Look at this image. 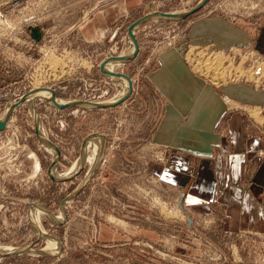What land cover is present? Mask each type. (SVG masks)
Segmentation results:
<instances>
[{"label": "rangeland", "instance_id": "1", "mask_svg": "<svg viewBox=\"0 0 264 264\" xmlns=\"http://www.w3.org/2000/svg\"><path fill=\"white\" fill-rule=\"evenodd\" d=\"M121 1L0 0V120L38 88L53 90L62 101L115 97L118 87L99 65L122 54L129 25L148 13L188 11L201 0H127L124 11ZM212 17L253 35L264 24V0H208L183 19L152 18L133 28L138 54L114 69L130 78L132 91L114 107L57 109L36 98L33 109L27 99L14 108L0 131V247L16 251L0 253V264H264V231L227 230L217 206L211 214L196 213L180 200L184 189L166 186L154 168L165 160L164 149L152 142L165 99L147 75L162 53L177 51L193 74L213 86L247 83L264 90V52L252 40L226 46L191 41L195 22ZM35 26L38 42L30 32ZM219 51L226 78L209 80L200 72L202 55ZM226 107L244 109L252 121L245 106ZM260 117L254 120L262 123ZM40 128L58 156L42 142ZM91 135L101 136L105 148L90 173L88 152L74 173L58 177L72 169ZM33 205L59 249L37 231ZM42 208L54 217L62 208L64 216L52 220Z\"/></svg>", "mask_w": 264, "mask_h": 264}, {"label": "crops", "instance_id": "2", "mask_svg": "<svg viewBox=\"0 0 264 264\" xmlns=\"http://www.w3.org/2000/svg\"><path fill=\"white\" fill-rule=\"evenodd\" d=\"M126 1L119 3L122 11ZM190 31L194 43L252 40L264 52V24L251 35L212 17L196 21ZM156 64L147 78L165 99L152 138L165 153L164 162L154 166L157 176L174 191L184 189L178 191L180 200L196 213L221 209L227 230L264 231V120L250 121L244 109L229 111L222 98L230 97L249 113L248 108H259L264 118V90L247 83L213 86L193 74L175 50L162 53Z\"/></svg>", "mask_w": 264, "mask_h": 264}, {"label": "bare ground", "instance_id": "3", "mask_svg": "<svg viewBox=\"0 0 264 264\" xmlns=\"http://www.w3.org/2000/svg\"><path fill=\"white\" fill-rule=\"evenodd\" d=\"M184 12H186V11L174 12V14H177L178 15V14H182ZM153 18L155 20H179L178 18H172V17L170 18V17H163V16H155ZM7 24H8V22H7ZM132 32H133V30H132ZM127 41H128V44H127L126 48L124 49V51L122 52V54L119 55V57H121L123 59L130 57L133 54V52L135 51V47H134L133 41H132V39H131V37L129 35H127ZM206 47H208V46H206ZM206 47H204L205 48L204 50H207ZM204 50H202V51H204ZM200 54H202V53L200 52ZM207 55H208V53H204L202 55L203 58L206 59V61L203 60L201 62V60H200V62H201L200 72H202L205 76H207L208 78H210L209 80H214V81H220V80H222L223 81L226 78L225 77L226 76V72H225V69L223 68V66L221 64V62H222L221 61V58H218L219 56L223 55V53L221 51H219V53L217 52V53H213V55L212 54H210L208 56ZM211 55L213 56V58L210 57ZM198 56H199V54H198ZM125 63H126L125 60L116 59V58L115 59L114 58L113 59H110V60H108V61H106L104 63V71H105V74L104 73L103 74L105 76H107V78L109 77L112 80V82H114L117 85V87H118V93H117V95H115V97L110 98L109 100H106V102H104L103 104L114 103V102L118 101L119 99H121L122 97L126 96L127 93L129 92L128 81L123 76H116V75L113 74V73H115L114 72V69L117 66L123 65ZM206 63H209V64L207 65ZM196 67H198V66H196ZM194 69H195V67H194ZM195 72H197V70ZM238 72H239V74L242 73V71H238ZM252 74L251 73H248L247 75H248V77L251 78V77L254 76V72ZM36 98H42L43 100H45V102H47L50 105H54V103L55 104H63V103L74 102V101H62V100L57 99V98L54 99V97L52 96V93L48 89H46V88H38V89L34 90L33 92L29 93L26 96V98H25V99H27L29 101L32 109H33V103H34L33 101ZM223 101H224V103H226V97L223 98ZM231 102H233V101L232 100H229V102L226 104V106H228V107H232V106L237 107L238 104L231 103ZM85 106L92 107V106H89L87 104H85ZM248 109H250V113L252 114V116L250 115L251 117L256 118L257 120H260L261 119L260 118V114H259V108H248ZM40 137L43 139L42 142L44 143V145L50 151H52V153H55V148L51 144H49L47 142V140L44 138V134L41 131V128H40ZM104 148H105L104 147V141H103V138L101 136L98 137V136H95V135H91V136L87 137V139L85 140V143L83 145L82 156L79 159H77L75 162H73L72 169L69 168L65 173H63V175H59L58 177H62V178L68 177L69 175H71L72 173H74L80 167V165L82 164V162L84 161V159L88 156L87 155L88 152H90V155L89 156H91L90 157L91 166H90V170L87 172V174L90 173V171L93 169L94 165L97 163V161L100 160L101 156L103 155ZM37 167H38V165L36 163V168ZM51 174H53L52 176H54L55 175V172L53 171V173H51ZM30 211H31L32 219L34 220V222L36 223V226H38V228H36L35 226H33V227H35L37 229V231L40 232L41 235L42 234L44 235V237L46 239L45 242L47 241V243H48L47 246L48 245L51 246L50 248H53V250L59 249V246H60L59 242L55 238H53L52 236H49L48 234H46L45 233V230L43 231V229H42L43 227L42 228L40 227V224H39V221L40 220H38V218H39L38 217V211H39L38 210V207H36L35 205H33V207H31V210ZM42 212L45 215H47V217H50L52 220H55V221L56 220H58V221L61 220L63 218V216H64L63 211H62V208L60 210V214L57 217L52 216L45 209H43ZM31 222H32V220H31ZM34 222H32L33 225H34ZM11 251H16V249L15 248H6V246L5 247H0V253H2V254L3 253H7V252H11ZM51 251H50V253H51ZM56 253H58V252H56Z\"/></svg>", "mask_w": 264, "mask_h": 264}, {"label": "water", "instance_id": "4", "mask_svg": "<svg viewBox=\"0 0 264 264\" xmlns=\"http://www.w3.org/2000/svg\"><path fill=\"white\" fill-rule=\"evenodd\" d=\"M208 0H201L195 7H193L192 9L182 13V14H174V13H166V12H153V13H148V14H145L144 16H142L141 18H139L138 20H136L135 22H133L131 25H129V27L127 28V34L131 37L132 41H133V44H134V47H135V51L133 52V54L128 57V58H121L118 56H111L107 59H105L103 62L100 63L99 65V68H100V71L103 73L104 72V63L105 61L107 60H110V59H121V60H125L126 62L128 61H131L133 59H135V57L137 56L138 54V51H139V44L135 38V34L132 32L133 28L137 27L138 25H140L141 23H143L144 21L148 20V19H152L153 17L155 16H163V17H172V18H178V19H183L189 15H191L192 13H194L195 11H197L198 9H200L201 7H203V5L207 2ZM30 32H31V37L36 41L38 42L40 39H41V32H40V29L38 26H35V27H32L30 29ZM182 47L183 46H180L179 48V51L182 50ZM114 75L116 76H123L127 81H128V85H129V92L127 93L126 96L122 97L121 99H119L118 101L114 102V103H110V104H103V103H90V102H87V101H79V102H69V103H63V104H55L54 103V106L57 108V109H63V108H67V107H73V106H83V107H87L85 106V104L89 105V106H92V107H97V108H111V107H114L118 104H120L121 102H123L124 100H126L129 95L131 94V91H132V82L130 80V78L124 74V73H121V72H115L113 73ZM52 95H55L54 94V91L51 90V89H48ZM26 97V96H25ZM25 97H21L19 98V100L13 105L14 107H11L10 110L7 112V114L5 115V117L3 119L0 120V131H2L5 126H6V123L9 119V116H10V113L14 110L15 107H17L21 102H23L25 100ZM47 142L49 144H51L54 148H55V151H56V154L58 156V149L57 147H55L50 141L47 140ZM54 162H56V158L53 159V162H52V165L55 164ZM50 172V170H49ZM49 176L51 179H54V177L49 173ZM66 179V178H65Z\"/></svg>", "mask_w": 264, "mask_h": 264}, {"label": "built area", "instance_id": "5", "mask_svg": "<svg viewBox=\"0 0 264 264\" xmlns=\"http://www.w3.org/2000/svg\"><path fill=\"white\" fill-rule=\"evenodd\" d=\"M229 102V100L228 99H226V103H228Z\"/></svg>", "mask_w": 264, "mask_h": 264}]
</instances>
